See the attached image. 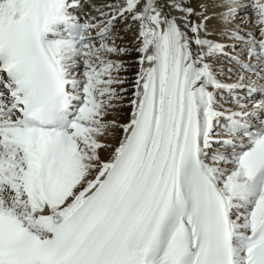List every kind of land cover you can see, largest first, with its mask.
Listing matches in <instances>:
<instances>
[{
  "label": "snow or ice",
  "instance_id": "snow-or-ice-1",
  "mask_svg": "<svg viewBox=\"0 0 264 264\" xmlns=\"http://www.w3.org/2000/svg\"><path fill=\"white\" fill-rule=\"evenodd\" d=\"M0 264H264V0H0Z\"/></svg>",
  "mask_w": 264,
  "mask_h": 264
}]
</instances>
